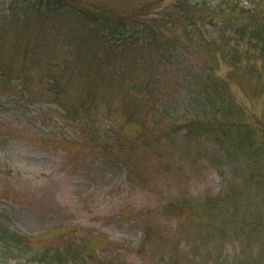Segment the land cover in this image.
Here are the masks:
<instances>
[{"label":"trees","instance_id":"1","mask_svg":"<svg viewBox=\"0 0 264 264\" xmlns=\"http://www.w3.org/2000/svg\"><path fill=\"white\" fill-rule=\"evenodd\" d=\"M23 1L41 18H51L42 26V34L47 27L60 29L66 45L74 42L64 56L80 57V67L75 73L84 83L94 79L96 85L122 90L121 101L125 105L117 104L116 108L125 109L128 122L140 123L141 145L125 144L118 138L109 141L107 129H102L101 133L99 128L97 140L101 141L100 146L107 147L105 149L118 147L129 152L122 162L113 161L122 170L125 182L149 189L148 180L137 173L138 157L155 155L160 165L154 167L169 170L175 162L162 158L167 152V143L175 140L180 132L188 141L212 140L222 151L223 165L229 167L227 172H230L225 188L202 200L170 198L152 210L155 214L151 219L160 215L175 220L172 227L178 231L192 227L195 241L192 247L196 248L229 235L236 237L241 245L258 238L264 241V122L259 125L260 117L244 104L238 88L239 76L245 73L256 75L264 82V0H175L160 9L157 17L158 24L169 23V31L155 28V19L139 21L131 11L118 10L98 0ZM159 2L154 0L155 5ZM60 18L77 27L65 35ZM129 55L134 61L127 59ZM8 73L0 68V76ZM49 83L50 91L61 94L54 87L55 78L50 77ZM243 94H247L246 91ZM65 102L58 103L59 108L55 109L58 114L79 120L86 132L95 128L100 120L98 104L89 101L70 107ZM103 104L114 108L111 101ZM0 157V166L1 162L6 165L1 150ZM149 165L147 161L145 167ZM14 171L13 183L19 187L23 174ZM23 179L26 181L21 185L31 193L13 187L0 189L2 248L12 257L23 258V264L103 262L95 248L72 234L67 241H62L59 235L57 241L41 247L34 244L35 238H47L62 229H77L66 227L53 216L56 215L53 210L60 206L56 203L50 208L42 207L52 218L41 235L22 231L13 212L17 208L31 207L29 197L41 206L45 203V198L41 200L43 195L39 197V187L32 186L30 177ZM252 190L255 192L251 193ZM137 223L141 232L137 249H151L149 240L155 222L147 217ZM180 242L167 256H161L164 264H221L218 260L211 262L190 248L181 249ZM258 259L259 264L264 257ZM231 264L242 263L232 260Z\"/></svg>","mask_w":264,"mask_h":264},{"label":"rangeland","instance_id":"2","mask_svg":"<svg viewBox=\"0 0 264 264\" xmlns=\"http://www.w3.org/2000/svg\"><path fill=\"white\" fill-rule=\"evenodd\" d=\"M98 1L118 10H129L139 21L141 18L155 19V28L169 31V23L158 24L157 17L160 9L175 0H160L156 5L154 0ZM50 19L41 18L23 0H0V68L9 72L0 76V134H3L0 150L5 154L6 165L10 166L8 168L1 162L0 189L13 187L31 193L29 188L21 185L26 181L23 178L29 176L32 186L39 187V197L43 195L41 200L45 198L41 206L29 197L33 203L31 207L17 208L13 212L19 228L29 234L41 235L52 218L42 207L50 208L57 203L60 206L53 210V214L56 213L53 216L62 220L66 227L77 230L62 229L47 238H35L37 247L57 241L59 235L62 241H67L72 234L96 249L103 261L100 264H164L161 256H167L181 240V249L190 248L211 262L218 260L221 264H231L235 260L242 264H258L256 259L264 257L262 239L241 245L236 237L229 235L196 248L192 247L195 244L192 227L178 231L172 227L175 220L160 215L151 219L155 214L152 210L170 198L202 200L225 188L230 172H227L229 167L223 165L222 151L212 140L188 141L180 132L175 140L167 143L168 149L162 158L175 162L169 170L154 167L160 165L155 155L138 157L137 173L148 180L149 189L125 182L122 170L113 161L122 162L129 152L116 146H112L116 147L113 150L105 149L107 147L99 145L101 141L97 140V135L107 129V140L118 138L125 144L134 142L139 146L142 142L138 138V135L142 136L141 125L128 122L125 109L116 108L117 104L125 105L121 101L123 92L120 88L96 85L94 79L84 83L76 75L80 57H72L71 52L68 53L71 57L64 56L74 42L66 45L60 29L56 31L47 27L46 32L41 33L42 26ZM60 20L65 35L77 27L62 18ZM42 38L45 42H41ZM127 59L134 61L132 55ZM52 62L58 65L50 64ZM50 77L57 80L54 87L61 94L48 89ZM239 78L242 86L238 83L239 97L256 112L260 117L259 125H262L264 82L256 75L246 73ZM62 101L70 107L89 101L98 104L100 120L95 128L86 132L79 120L58 114L55 109ZM110 101L114 108L103 104ZM5 118H8L6 122ZM147 161L151 166L145 167ZM13 169L23 174L19 182L22 189L13 183ZM8 170L10 174H7ZM147 217L155 222L149 240L151 249H137L141 235L136 227L137 220ZM262 263L263 259L259 264ZM0 264H23V258L12 257L0 244Z\"/></svg>","mask_w":264,"mask_h":264}]
</instances>
